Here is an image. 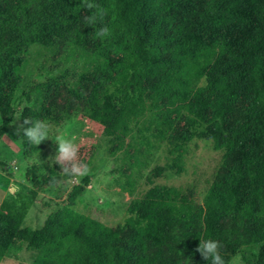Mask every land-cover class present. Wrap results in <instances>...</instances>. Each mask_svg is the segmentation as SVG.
<instances>
[{
	"label": "trees",
	"instance_id": "1",
	"mask_svg": "<svg viewBox=\"0 0 264 264\" xmlns=\"http://www.w3.org/2000/svg\"><path fill=\"white\" fill-rule=\"evenodd\" d=\"M93 2L96 7L88 9L83 6L84 0H7L5 4L0 0V89L7 69L18 71L17 60L35 49L55 52L59 42L68 40L85 49L94 43L95 52L100 55L112 48L122 55L112 82L119 88V100L107 89L100 93L93 88L84 113L103 126L104 136L112 142L121 143L130 135L133 124L155 112L162 114L165 126H170V118L180 113L187 116L190 128L212 122V138L222 149L238 148L253 138L255 149L244 154L209 187L202 206L197 207L175 187L157 185L131 200L122 229L132 231L128 243L139 246L143 253L148 251L150 242L164 243L172 239L169 232H177L188 243L190 255H195L199 253V239H221L226 234L220 227L222 218L241 211V218L252 219L253 226L242 259L245 264H264V0L251 1L259 27L229 62L224 57L233 53L232 44L223 31L250 23L234 7L221 15L203 14L194 21V0ZM181 4L187 6L186 13L175 36L158 41L154 37L147 39V21L156 12H169ZM98 9H103L105 15L97 22L109 30L104 37L79 26L84 11L92 17ZM238 66L240 70L236 69ZM202 80L206 83L201 84ZM244 86L251 88L256 106L249 121L228 131L226 116ZM12 117L0 125V136ZM138 132L147 153L156 150V144L165 139L163 129L152 136L154 142L143 129ZM201 135L191 133L183 140ZM146 155L136 157L133 166H144ZM175 162L179 165L180 160ZM0 167H5L1 161ZM165 170L155 167L152 176L159 177ZM89 183L90 178L86 177L81 185L74 186L58 217L50 218L40 230L21 228L35 201V192L28 189L19 199L8 194L0 203V230L13 229L17 238L37 249L33 264H125L128 252L118 245L119 234L71 207ZM246 183L248 203L241 208L240 189ZM136 184V180L128 179L123 189L132 194ZM252 206L258 212H253ZM9 249V244L0 240V264Z\"/></svg>",
	"mask_w": 264,
	"mask_h": 264
},
{
	"label": "rangeland",
	"instance_id": "2",
	"mask_svg": "<svg viewBox=\"0 0 264 264\" xmlns=\"http://www.w3.org/2000/svg\"><path fill=\"white\" fill-rule=\"evenodd\" d=\"M6 1L2 0L4 4ZM251 1L193 2L196 10L194 21L203 14L221 15L229 7H234L249 19L247 26L239 25L223 31L233 50L232 54L225 55V62L233 59L259 27ZM186 7L181 4L169 12H156L147 21V39L154 37L158 41L174 37ZM86 17H90L88 11L82 13L79 26L89 28L91 34L103 26L101 22L90 24ZM121 59V53L115 48L106 50V55H100L95 52L94 43L85 49L68 40L59 42L55 52L35 49L29 55L20 57L17 60L18 71L7 69L5 84L0 89V125L8 116L13 117L4 135L0 136V161L5 164L4 168L0 167V203L8 194L19 199L28 189L33 190L35 201L21 228L40 230L50 218L58 217L72 188L89 177V185L84 187L82 195L71 207L101 221L119 234L118 245L128 252L125 264H190V261L191 264H209L200 253L190 255L188 243L173 231L169 232L172 239L164 243L150 242L146 253L139 246L130 245L128 238L132 231L122 229L128 217L127 207L131 200L142 197L157 185L175 187L197 207L202 206L209 187L244 154L252 152L256 142L250 138L238 148L222 149L212 138L215 131L212 122L190 128L187 116L180 113L170 118V126H165L159 112L149 113L133 124L130 135L121 143L112 142L104 136L103 126L85 117L84 113L93 88L100 93L107 89L115 94L116 101L119 100V88L112 82L117 73L116 65ZM236 69L241 68L238 66ZM205 83L206 80H202L201 84ZM255 106L251 88L244 86L239 100L226 116V130L231 131L239 123L249 121ZM23 118L47 121L65 137L76 136L78 160L86 164L88 170L83 174H70L63 171L58 163L50 162L57 147L55 141L46 138L37 146L27 142L22 133L16 132ZM139 128L153 142L155 139L152 136L163 129L165 139L156 144V150L147 153L141 143ZM191 133L202 135L183 140ZM37 154L38 159L43 161L42 165L35 160ZM142 155H146L145 165L141 168L133 166L136 157ZM177 159L180 160L179 165L175 162ZM158 166L166 170L154 178L152 173ZM128 179L137 181L132 194L123 189ZM13 188L16 190L10 191ZM248 195L246 183L240 189L241 208L248 203ZM252 210L258 212L257 207L252 206ZM240 214L241 211L231 212L222 218L220 227L226 234L218 241L226 260L238 254L241 264H245L242 251L250 239L253 226L252 219H242ZM0 240L10 246L1 264H33L37 249L17 238L13 229L0 230Z\"/></svg>",
	"mask_w": 264,
	"mask_h": 264
},
{
	"label": "clouds",
	"instance_id": "3",
	"mask_svg": "<svg viewBox=\"0 0 264 264\" xmlns=\"http://www.w3.org/2000/svg\"><path fill=\"white\" fill-rule=\"evenodd\" d=\"M83 6L88 9L96 7L93 0H84ZM104 15V10L98 9L96 15L86 17V19L91 24L102 19ZM108 31L107 26H102L95 31V35L97 37H104ZM24 125L28 126L25 127ZM16 132L17 134L22 133V137L35 146L46 138L55 141L57 147L55 149V155L51 158L50 162L58 163L63 171L70 172V174H83V172L88 170V166L78 160L79 144L77 143L76 136L65 137L60 133L59 129H54L49 122L40 119L29 120L27 118H23V122L16 128ZM35 160L42 165L43 161L38 159V154ZM15 190L14 188L10 189V191ZM221 248L222 245L218 240L206 238L199 239L197 251L207 262L210 261V264H241V257L238 254H233L226 260L221 252Z\"/></svg>",
	"mask_w": 264,
	"mask_h": 264
}]
</instances>
